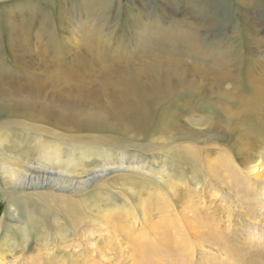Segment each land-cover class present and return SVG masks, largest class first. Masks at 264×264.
I'll return each instance as SVG.
<instances>
[{"label":"bare ground","instance_id":"obj_1","mask_svg":"<svg viewBox=\"0 0 264 264\" xmlns=\"http://www.w3.org/2000/svg\"><path fill=\"white\" fill-rule=\"evenodd\" d=\"M196 1L186 0V4ZM232 2L244 11L251 5L262 6V0ZM14 3L17 8L1 13L2 6ZM70 4L60 19L64 20L61 28L49 14L33 13L32 3L0 0V180L15 194L0 226L3 260L34 252L35 236L50 246L53 236L44 228L49 218L58 229L56 236L65 243L72 232L66 219L79 227L80 213L116 216L114 212L126 208L102 184L78 201L40 191L46 186L67 193L86 191L107 175L127 173L116 178V187L129 188L140 208L146 203V192L153 188L147 202H154L150 205L154 207L155 193L159 198L167 192L176 197L182 187H188L187 181L197 193L201 187L198 174L213 173L224 184L219 176L221 158L207 173L206 162L214 158V148L198 145L227 141L246 174L257 176L262 165L261 22L244 17L242 24L214 37L212 32L226 19L218 20L216 13L201 20L191 18V22L188 16L172 19V25L180 26L174 30L156 20L148 26L137 23L125 40L113 43L114 31L102 34L111 0ZM193 12L192 17L208 13L204 3ZM61 33L69 39L59 37ZM241 36L246 37L247 54L239 43ZM35 41L40 43L42 62L35 61L31 52ZM82 48L85 55L80 53ZM5 49L15 63H9ZM137 139L143 143H133ZM119 147L129 152L118 151ZM150 159L154 165L148 163ZM143 181L142 191H133L134 184Z\"/></svg>","mask_w":264,"mask_h":264},{"label":"rangeland","instance_id":"obj_2","mask_svg":"<svg viewBox=\"0 0 264 264\" xmlns=\"http://www.w3.org/2000/svg\"><path fill=\"white\" fill-rule=\"evenodd\" d=\"M24 1L36 7L33 13L49 14L47 16L56 21L58 27L61 28H63L64 20L60 19L68 13L67 9L71 8L70 3L74 2V0ZM201 3L206 5L208 13L192 17L195 14L193 11L196 5ZM111 4L112 7L104 16L107 27L104 26L102 34L105 36L107 31H114L115 38H111L113 43L125 40L137 23H144L148 26L161 21L162 26L168 24L174 30L180 26L172 25L171 20L179 21L186 16L190 22L195 18L205 19L213 13L219 15L218 20H224L226 17L212 32L215 34L214 37H220V33L230 29L231 26L236 27L242 24L244 17L247 21L252 17L254 21L264 25V0L260 8L251 5L245 11L241 7L234 8L235 3L232 0H197L190 5L186 4V0H111ZM165 7L168 8L167 11ZM2 8L4 10L1 13H5V8L15 9L17 7L14 3L9 7L2 6ZM147 13L152 17H146ZM64 36L69 39L66 34L59 35L61 38ZM223 37L219 38L220 42ZM239 43L243 44V50L247 54L246 37L241 36ZM39 46V42H33L31 52L35 55V61L42 62L45 59L41 57L39 50L42 49ZM5 51L9 63H15L13 57L7 55L9 51L6 49ZM80 53L85 55V49L82 48ZM68 57L69 55H65L64 58L68 60ZM52 66L53 63L49 65V68ZM20 68H22L21 65ZM133 143L141 145L143 142L137 139ZM261 147L264 148V145ZM198 148L205 150L214 148L211 151L214 158L206 162V172L210 173L211 165L217 163L216 159L221 158L218 162L219 176L224 179V184H221L213 173H210L212 175L198 174L201 187L197 193H194V187L187 181L188 189L182 187V192H177L176 197H171L167 192L166 197L159 198L155 193L156 205L154 204V207L156 208L150 206L154 202H147L154 193L153 188L143 197L148 207L145 203L140 208L137 207V202L134 201L129 188L125 189V187L121 190L116 187V178L129 175L127 173H112L96 180L94 186L86 191L73 193L54 191L51 187L46 186L45 188L43 185L45 189H40V191L65 194L78 201L82 196L92 195L93 188L102 184L105 189L112 191L118 197V203L126 208L114 212L113 215L119 216L118 218L112 216L111 213L106 216H98L94 211L80 213L82 219L79 227H75L72 220L66 219L63 214L57 213L66 219L68 227L72 230V232L69 231L65 243H62L56 236L58 229L53 219L49 218L44 228L48 229L53 236L50 246L45 247L43 238L35 236L31 243L36 247L34 252L25 256L18 254L17 257L0 259V264H68L72 261L78 264H264V157L259 158V163L262 165L257 172L258 175L255 176L246 174L245 167L229 151L227 141H210L207 145H198ZM117 150L128 151L121 147ZM137 150L140 151V148ZM118 156L115 155L116 158ZM153 157L156 156L151 154V158ZM148 163L154 165L155 161L150 159ZM231 169L236 172L238 170L240 173L236 175L241 176L233 175ZM260 175L262 177H259ZM143 179L155 182L152 179ZM146 181L140 184L135 183L133 191L141 192ZM64 187L58 186V189ZM13 191H7L0 180V226L7 213L9 199L15 195ZM138 196L141 199V195L138 194ZM35 208H38L39 212V207Z\"/></svg>","mask_w":264,"mask_h":264}]
</instances>
